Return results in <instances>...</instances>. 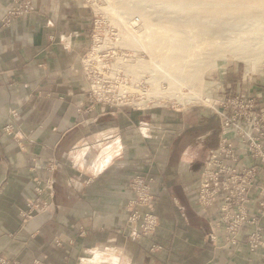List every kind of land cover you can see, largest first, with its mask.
<instances>
[{
	"label": "crops",
	"instance_id": "crops-1",
	"mask_svg": "<svg viewBox=\"0 0 264 264\" xmlns=\"http://www.w3.org/2000/svg\"><path fill=\"white\" fill-rule=\"evenodd\" d=\"M13 1L0 0V256L17 264H262L264 248L250 252L246 242L257 229L264 241V218L226 246L218 208L197 200L202 153L221 144L220 134L207 142L220 127L208 117L195 123L176 111L92 102L79 61L90 45L81 1L30 0L29 15L2 26ZM236 150L246 167L259 164ZM137 175L150 179L159 218L139 240L124 230ZM251 196L257 218L261 195ZM33 202L45 208L25 216Z\"/></svg>",
	"mask_w": 264,
	"mask_h": 264
},
{
	"label": "rangeland",
	"instance_id": "rangeland-1",
	"mask_svg": "<svg viewBox=\"0 0 264 264\" xmlns=\"http://www.w3.org/2000/svg\"><path fill=\"white\" fill-rule=\"evenodd\" d=\"M24 1L29 2L30 11L26 15L21 17H25L29 15L34 10L32 2L30 0H14L12 2V5L6 10L5 15L16 2H24ZM80 1H81V7L83 8V12L86 13L85 14L87 17L86 21L89 22L90 24V43H91L92 31L94 30V23L96 20L100 22L105 21L106 24H110L112 27L121 30L122 43L120 44L122 45L120 44L118 45L117 43H114L113 47L116 49L118 48L122 49L125 59L123 60V58H118L116 59V62L121 63L120 68L127 74L128 77L132 79V81L135 82L138 81L139 79H142L143 88L145 91V97H144V101L138 103L139 107H143L141 109L149 110L153 108L164 111H176L178 113L184 114L185 117L186 116L193 117L192 118L193 120H195L196 118L206 119V117H208L207 121L210 125H215L218 128L220 127V131L212 132L208 136L207 142L209 143V145L210 143H214L216 139V135L217 138H219L218 136L219 134H220V138H219L220 141L224 140V142L231 144L229 147L226 145L227 148L224 147L225 154L221 153L220 156H217L214 159L212 155L219 152V150H217L219 148L218 145L216 147H209L203 151L202 159L204 163L202 164V169L200 168L199 171L200 178L197 189V200L200 206L207 208L209 210L215 207H219L220 202L223 203L222 201H220V198L214 199V195L212 194V189H208V191H206L203 187L205 173H206V166L208 164V161L209 159L210 160L213 159L212 160L213 163L215 159H218V157L222 159L223 163H225L226 161V169L228 171L226 176L232 174V168H234L235 170L233 174L237 178H232L225 181V185L227 186L228 192L229 193L233 192V194H237L239 192L240 193L245 192L249 195H253L254 190L257 189V191L261 195L260 197L261 199L259 200L258 204L260 205L261 202V204L264 205V180H262L261 181L262 183L260 182V185L257 186V182H258L257 180L259 178L254 177V174L256 175V172H261L263 173L262 175L264 179V57L263 56L254 57V60L251 62H247L245 59L237 56L227 57L228 59L218 60L215 58L214 55L207 54L208 50L206 45L200 43V40L202 41L203 38L201 39L199 37H196L188 43L191 51L187 53L185 61H180L179 63H173L170 61V59L167 60L166 57L172 55L171 54L172 51L170 50L167 52L168 54L167 56L161 58L162 59L161 65L159 68L158 66L157 67L154 66L152 62L151 53L147 52V50L145 49L148 39L152 38L153 36L155 26L146 25L150 27V28L148 27L146 28L142 24L143 23L142 18L139 17L138 12L136 11H132L128 13L113 11L111 8V3L114 4L115 3L114 1L116 0H80ZM117 1L123 2L126 0H117ZM135 17H138L140 19L141 22L140 24L141 26H139L140 30L136 31V30L126 29L125 24H128L130 20L132 21V19ZM155 22H156L155 20L151 19L150 21L147 22V24H152ZM127 30L129 31V33ZM126 31H127V35L125 33ZM246 36L247 38L256 37V35L254 34H251L250 36L249 33H247ZM129 39L130 41H128ZM199 44L200 45L202 44L201 46L203 48ZM135 47L138 49H136ZM88 50L89 49H87L86 52ZM83 54L80 56V58L83 56ZM202 56L203 58H201ZM132 57L136 58L135 61H132L133 63L131 64V66H127V61ZM213 63H215L216 65L214 64V66L209 67L207 71L202 76H200L201 78L197 77L198 73L197 74L194 72H193L194 74L191 73L193 69H196L198 67L199 68L206 67L209 64L213 65ZM147 66H149L153 71H151L150 68H147ZM165 73H167V75L168 74L172 75L173 73V75L176 76L177 80L170 82L169 79L165 77L166 75ZM188 73L190 75H187ZM183 74L185 75L183 76ZM191 74L193 75V78ZM142 75H144V78H140L142 77ZM190 79H192V81H189ZM133 85H135V83H133ZM242 91L244 93H247L251 97V132H250L251 142L247 140L245 135L241 136L239 133H235V131L229 128L224 129L225 135L222 134V125L220 121L221 119L219 118L217 113L223 109L222 108V106L224 107L223 103L228 102L229 99H233V97H235L237 93H241ZM194 94L198 96V98ZM189 97H193V98L195 97V99L190 100L188 99ZM92 102L105 105L107 107L114 109L127 108V106L123 107L122 105L109 106L97 101H92ZM128 107H132V106H128ZM166 131L164 130L162 135H164V133H167ZM235 135L240 137L237 138ZM198 147L199 144L194 142L193 150L199 149ZM236 148L242 149L247 156H250L252 160H254L256 163L259 164L252 165L251 167H246L245 165H243L241 163V158H239L237 155ZM247 150H249L251 153ZM231 157H234L236 160L238 159V162L233 166L228 164V160L231 159ZM237 164H239V166H237ZM212 169H215V167H213ZM249 173H252L251 179H246V174ZM133 178H131L128 183L129 190H130V182ZM38 183L39 182L36 181V184ZM37 188L40 190V193L42 194L43 191L38 186L35 188V191L37 190ZM130 195H131V191H130ZM249 203H251V197L249 198ZM27 207L28 210L25 212V216L26 215L31 216L34 213H37L36 210H41L42 208H45V204L33 202L30 205L28 204ZM262 208L263 209L259 211V213H257L259 214L257 218H255L256 217L255 215H252L256 220L260 219L261 214L264 215V207ZM247 211H249L250 213V210L247 209ZM216 214L219 215L218 211ZM126 223H127V212H126ZM158 225H159V221H158ZM124 230L126 229L124 228ZM85 233L86 231H84L81 228L79 229L80 236L85 235ZM126 233H127L126 236L130 238L129 231L126 230ZM210 241L212 240L210 239ZM55 242L57 246L61 245L59 241H55ZM258 244L264 247V241H261V243ZM228 245L234 246V244L226 243V246ZM263 256L264 253L261 256L262 264H264ZM0 259L7 261L9 264H17L15 259L7 258L2 255L0 256Z\"/></svg>",
	"mask_w": 264,
	"mask_h": 264
},
{
	"label": "built area",
	"instance_id": "built-area-1",
	"mask_svg": "<svg viewBox=\"0 0 264 264\" xmlns=\"http://www.w3.org/2000/svg\"><path fill=\"white\" fill-rule=\"evenodd\" d=\"M29 11L30 4L28 1L16 2L4 16L2 26L11 25L15 19L26 15ZM118 31L119 29L112 27L110 24H106L105 21L100 22L96 20L94 23L89 50L80 58L83 77L89 85V98L92 101L101 102L109 106L122 105L123 107L132 106L141 109L142 107H139L138 102L144 100L145 97L143 82L140 81L137 83L132 81L120 68L121 63L116 62L118 58L125 59L122 49H116L112 44H108L106 46V52L103 49L101 53L98 51L99 58L97 60L92 59L94 57L91 56L94 45H100L106 38L109 39L107 42L116 41ZM103 61L105 62L102 63ZM223 105L224 107L221 105L223 109L217 112L221 119L222 134L225 135L224 129L229 128L241 136L245 135L247 140L251 142V97L242 91L241 93H237L233 99H229L228 102L223 103ZM236 137L238 138L240 136ZM226 145L229 147L231 144L224 142V140L221 141L217 149L219 152L212 155L213 159L220 156L221 153L225 154L224 147L227 148ZM212 160L209 159L206 166L203 187L206 191L212 189L214 199L220 198V201L223 202H220V206L217 207L219 217L215 223L221 229L224 241H226L225 243L234 244L237 247L240 244L241 236L247 230L246 227H251L256 222V219L251 215V208L249 206L251 204L249 203V198L252 196L245 192H239L237 194H233V192L229 193L225 181L237 178L233 174L235 172L234 168L231 167L232 174L226 176L228 172L226 169V161L223 163L219 157L213 163ZM237 162L238 159L236 160L234 157L228 160V164L231 166ZM213 167L215 169H212ZM251 175L252 173L246 174V179H251ZM36 191L40 194L38 188ZM130 191L131 195L125 203L127 223L124 228L129 231L130 238L139 240L144 236H151L155 233L159 219L152 212L154 197L150 191V179L144 176L134 177L130 182ZM260 206L264 207L261 202ZM247 209L250 210V213ZM261 218H264V215L261 214ZM209 236L212 241L217 238L213 233ZM261 241L260 229H257L252 234L250 233L246 242L250 252L261 248L262 246L258 244ZM0 264L9 263L0 259Z\"/></svg>",
	"mask_w": 264,
	"mask_h": 264
},
{
	"label": "bare ground",
	"instance_id": "bare-ground-1",
	"mask_svg": "<svg viewBox=\"0 0 264 264\" xmlns=\"http://www.w3.org/2000/svg\"><path fill=\"white\" fill-rule=\"evenodd\" d=\"M114 2V4L111 3L113 11L123 13L136 11L139 17L142 18V24L146 28L152 25L155 26L153 36L148 39L145 49L151 53L152 62L156 67L160 68L161 58L167 56V52L170 50L172 55L166 57L167 60L170 59L173 63L185 61L187 53L191 51L188 43L196 37L203 38L200 43L206 45L207 54L214 55L218 60L237 56L247 62H251L254 57H264V0H126L123 2L116 0ZM151 19L156 22L147 24ZM140 24V19L135 17L128 24H125V28L139 31ZM99 28L102 29L101 26ZM127 31L125 32L126 35ZM247 33L250 36L254 34L256 37L247 38ZM116 39V41L107 42L109 39L106 38L100 45H94L91 51L93 52L91 56L94 57L92 59L97 60L99 58L98 51L101 53L103 49L106 52L108 44L114 46V43L118 45L122 43L120 29L116 34ZM135 59L133 57L129 59L127 66H131L132 61H135ZM88 61L91 62L90 60ZM214 64L198 67L193 69L191 73H198L197 77L201 78L200 76ZM147 68L150 67L147 66ZM165 74L167 75V73ZM166 75L165 77L170 82L177 80L173 73L172 75ZM187 75L190 74L188 73ZM140 78H144V75ZM140 81L142 79L135 82L138 83ZM189 81H192V79ZM196 97L198 98V96ZM188 99H195V97H189ZM142 101L144 100L138 103Z\"/></svg>",
	"mask_w": 264,
	"mask_h": 264
}]
</instances>
